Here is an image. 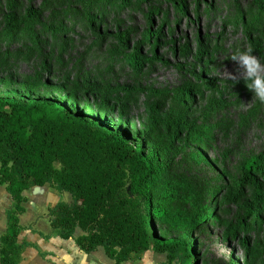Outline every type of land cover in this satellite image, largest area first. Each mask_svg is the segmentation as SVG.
I'll list each match as a JSON object with an SVG mask.
<instances>
[{
    "label": "rangeland",
    "instance_id": "rangeland-1",
    "mask_svg": "<svg viewBox=\"0 0 264 264\" xmlns=\"http://www.w3.org/2000/svg\"><path fill=\"white\" fill-rule=\"evenodd\" d=\"M128 1L0 0V98H52L128 139L139 134L157 170L153 193L177 184L198 203H169L177 222L153 224L164 238L192 245L195 264H264V220L250 230L236 225L245 215L240 197L252 195L240 184L242 164L264 152V103L229 59L250 49L264 64V17L249 26L261 0H182L183 11L167 0ZM148 30L158 42L151 63ZM27 34L37 37L35 45ZM135 48L138 67L126 63ZM186 88L197 90L188 96ZM260 183L264 193V176ZM27 191V211L71 203L67 192L49 189L35 198ZM228 226L238 228L234 235L225 233Z\"/></svg>",
    "mask_w": 264,
    "mask_h": 264
},
{
    "label": "trees",
    "instance_id": "trees-1",
    "mask_svg": "<svg viewBox=\"0 0 264 264\" xmlns=\"http://www.w3.org/2000/svg\"><path fill=\"white\" fill-rule=\"evenodd\" d=\"M120 1L124 6L130 3ZM167 1L183 11L182 0ZM261 2L250 28L264 17V0ZM239 18L242 20L243 16ZM87 21L91 23L90 19ZM250 28H244L245 35ZM149 32L144 35V43L149 45L152 55L145 60L151 63L158 42L149 40ZM157 33L156 28L154 36ZM36 39L27 34L32 45ZM119 41L121 45L126 43L124 34L119 35ZM136 52L137 48L126 56V63L138 67L142 58ZM261 54L264 55V44ZM196 90L186 88L185 92L191 96ZM151 121L156 125L154 118ZM142 143L139 134L128 139L122 131L71 112L52 98L36 97L26 103L0 98V184L5 185L13 201L12 208L5 213L6 232L0 237V264H17L21 246L16 239L20 229L18 216L24 211L23 192L44 185L70 195L71 203L58 202L50 209V227L57 235L72 238L81 251L89 253L102 247L115 264H120L139 258L151 248L164 254L162 264H195L197 257L192 245L180 239H165L164 230L153 224L157 222L163 228L169 219L177 222L179 215L169 211L170 202L191 200L196 206L198 203L190 190L177 184L168 183L161 194L153 193L157 170L150 166V155H145ZM156 147L152 144V148ZM241 174V187L250 188L252 195L249 199L240 197L245 200L241 206L245 215L236 218V225L250 230L252 226L260 227L264 220L260 183L264 176V152L244 161ZM237 196L239 191L231 198ZM197 218L198 215L190 217L192 223ZM186 222L183 220L182 225L189 230ZM76 229L83 234L74 238ZM237 230L228 226L225 233L234 235Z\"/></svg>",
    "mask_w": 264,
    "mask_h": 264
},
{
    "label": "crops",
    "instance_id": "crops-1",
    "mask_svg": "<svg viewBox=\"0 0 264 264\" xmlns=\"http://www.w3.org/2000/svg\"><path fill=\"white\" fill-rule=\"evenodd\" d=\"M52 189L48 185L32 187L35 198ZM25 201L21 204L24 211L18 216L19 233L16 239L21 250L17 257V264H115L105 253L102 247L85 253L79 249L72 238H64L50 227L49 211H27L28 191L23 192ZM32 195L31 197L34 198ZM61 202L57 201L54 204ZM67 203V202H66ZM13 206V201L0 184V237L7 229L6 211ZM83 233L76 229L73 237ZM1 246V244H0ZM165 261L164 254L154 252L151 248L140 254L139 258L120 264H162Z\"/></svg>",
    "mask_w": 264,
    "mask_h": 264
},
{
    "label": "clouds",
    "instance_id": "clouds-1",
    "mask_svg": "<svg viewBox=\"0 0 264 264\" xmlns=\"http://www.w3.org/2000/svg\"><path fill=\"white\" fill-rule=\"evenodd\" d=\"M229 59L243 70V79L248 82L247 88L264 103V64L252 54L250 49L243 51L237 49Z\"/></svg>",
    "mask_w": 264,
    "mask_h": 264
}]
</instances>
